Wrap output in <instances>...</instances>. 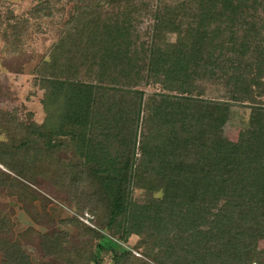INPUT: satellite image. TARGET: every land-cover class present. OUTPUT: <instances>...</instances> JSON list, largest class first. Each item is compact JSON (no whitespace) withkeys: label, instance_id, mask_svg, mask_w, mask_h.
I'll list each match as a JSON object with an SVG mask.
<instances>
[{"label":"trees","instance_id":"16d2710c","mask_svg":"<svg viewBox=\"0 0 264 264\" xmlns=\"http://www.w3.org/2000/svg\"><path fill=\"white\" fill-rule=\"evenodd\" d=\"M35 1L30 15L46 18L60 0ZM66 2L72 14L43 63L46 118L3 149L0 164L32 184L44 173L37 156L73 152L74 167L51 165L84 170L96 226L141 237L143 256L255 262L264 241V0ZM232 105L250 111L235 141L222 130ZM138 182L160 196L132 201ZM77 227V236L96 235ZM97 236V254L119 248ZM47 239V254L71 257ZM121 250L112 264L140 261Z\"/></svg>","mask_w":264,"mask_h":264},{"label":"rangeland","instance_id":"374dc122","mask_svg":"<svg viewBox=\"0 0 264 264\" xmlns=\"http://www.w3.org/2000/svg\"><path fill=\"white\" fill-rule=\"evenodd\" d=\"M36 4L35 0H0V155L3 149L10 153L8 145L17 144V149L24 130L30 125L43 124L46 118L43 63L48 60L73 10L72 4L60 0L54 4L52 16L35 18L30 12ZM146 90L149 94L153 89ZM230 112L229 121L222 129L223 136L235 141L250 111L245 106L232 105ZM29 138L32 139L30 135ZM22 155L33 156L18 154L17 158ZM36 160V169L44 173L31 176L32 184L0 164V264H22L25 259L28 264H112L113 254L122 253L121 249L140 260L134 264H158L155 259L160 258L163 251L153 249L150 256H143L142 252L148 251L140 247L141 237L131 235L123 241L106 225L104 228L96 226V218L88 207L94 186L85 171L62 167L61 171H56L57 164L51 165L69 163L72 168L78 162L75 153L46 151ZM147 188L143 182H138L131 194L132 201L141 205L160 196V192L152 193ZM101 211L100 207L97 213L102 215ZM109 218L103 221L108 222ZM79 224L94 230L96 235L92 238L77 236ZM97 235L117 244V251L103 250L97 254L96 245L101 241ZM44 237L51 239L50 243L56 242L55 245L65 249L71 257L64 258L51 248V254H47ZM252 264H264L262 240L258 241Z\"/></svg>","mask_w":264,"mask_h":264}]
</instances>
